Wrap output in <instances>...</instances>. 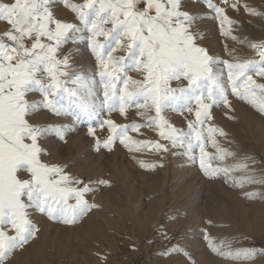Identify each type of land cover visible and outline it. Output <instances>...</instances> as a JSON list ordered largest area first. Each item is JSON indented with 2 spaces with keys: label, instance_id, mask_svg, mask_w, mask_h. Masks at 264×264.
I'll return each instance as SVG.
<instances>
[{
  "label": "snow or ice",
  "instance_id": "1",
  "mask_svg": "<svg viewBox=\"0 0 264 264\" xmlns=\"http://www.w3.org/2000/svg\"><path fill=\"white\" fill-rule=\"evenodd\" d=\"M59 2L75 14L78 23L56 16L58 0H0V22L6 25L0 33V264L38 231L30 219L31 212L70 225L90 210L84 195L92 189L88 185L78 187L83 181L73 180L63 166L43 162L46 153L40 142L49 135L64 141L66 133L81 122H87L89 134L94 135L92 123L97 121L100 127L106 124L111 133L103 147L110 149L117 138L124 143L130 128H118L110 119L100 121L105 111L124 115L132 107L154 109L155 117L144 126L155 125L160 137L169 140L172 147H186L190 159L196 158L194 151L199 149L200 167L210 179L223 176L226 183L236 187L264 184V180L252 175L231 179L232 172L247 171L249 157L232 167L212 168L211 160L205 159L208 141L219 154L211 159L223 161L231 154L214 139L219 129L209 126L204 135V125L211 119L210 107L228 105L229 85L233 95L264 114V84H257L252 75L264 78V44L250 45L257 51L259 61L230 63L214 58L198 45L203 36L191 31L197 20L206 17L184 11L182 0ZM203 2L215 13L213 18L220 21L222 33L230 35L233 22L225 9L212 0ZM245 10L259 15L247 5ZM225 23L229 26L227 32L223 31ZM67 44L77 46L75 51L81 44L90 50L96 61L91 75L86 70L70 75L74 54L73 50L62 54ZM118 52L123 55H116ZM220 64L227 69L226 81L224 68L215 67ZM129 71L139 73L142 80H133ZM172 81L180 86L170 87ZM37 94L38 99H30ZM209 100L211 105L206 103ZM194 104L196 120L189 123L187 133L162 118L168 110L192 113ZM45 110L57 117H68L73 124L30 123L31 116ZM198 126L200 131H194ZM130 127L138 130L140 126ZM155 147L168 151L159 144ZM259 195L248 193L246 198ZM70 199L75 204H69ZM10 231L15 235H9ZM210 247L226 259L254 260L264 256V250L255 248L222 252L223 245L211 242Z\"/></svg>",
  "mask_w": 264,
  "mask_h": 264
},
{
  "label": "rangeland",
  "instance_id": "2",
  "mask_svg": "<svg viewBox=\"0 0 264 264\" xmlns=\"http://www.w3.org/2000/svg\"><path fill=\"white\" fill-rule=\"evenodd\" d=\"M72 2L82 4L84 0ZM182 3L184 11L206 17L197 20L191 31L203 36L197 43L211 56L230 63L260 60L250 45L264 44V0H227V3L212 0L225 9V15L233 22L230 35L222 33L220 21L213 18L215 13L203 0H182ZM233 4L237 7L233 8ZM245 5L259 15L249 14ZM69 12L75 20L72 23H78L75 14ZM5 29L6 25L0 22V33ZM223 31H229L227 23ZM233 36L236 39H232ZM76 47L67 44L62 49V54L73 50V72L70 75L79 70H86L91 75L96 65L95 58L83 44L78 46L79 51H75ZM78 53L83 54V60L76 62L75 54ZM215 67L224 68L226 81V67L223 64ZM128 75L133 80H142L135 71H129ZM252 75L257 84H264V78ZM186 84L185 81L183 86ZM178 86L177 81L170 84L172 88ZM257 97H260L259 90ZM38 98V94L30 96V99ZM227 98V106L221 103L210 107L211 119L204 125V135H207L209 126L219 129L223 135L218 132L214 139L222 150L231 155L223 161L211 159L219 154L208 141L205 159L211 160L212 168H217L232 167L249 157L247 171H234L230 174L231 179L252 175L264 180V114L233 95L230 85ZM206 103L212 104L210 100ZM193 108L192 113L168 110L162 113V118L187 133L190 131L189 123L196 120L195 104ZM241 111L252 121L247 123ZM154 117V109L135 107L129 108L124 115L119 111L103 112L100 121L110 119L118 128H130L125 142L120 143L117 138L110 149L103 147L111 134L108 126L100 127L97 121L92 123L94 135L89 134L88 123L81 122L75 125L74 131L66 133L64 141L55 135L42 140L40 144L46 153L42 157L43 162L63 166L73 180L83 181L78 187L88 185L92 191L85 193L84 200L91 207L70 225L50 219L46 214L31 212L30 219L38 231L4 264H170L174 259L180 264H204L206 261L210 264H264V256L254 260L226 259L210 247L211 242L223 245L222 252L252 248L264 250V184L236 187L231 182L226 183L223 176L210 179L200 167L199 149L194 151L196 158L190 159L186 147H172L169 140L160 137L155 125L144 126ZM29 120L43 125L73 124L70 118L54 116L47 110L31 116ZM132 125L140 127L131 130ZM194 131H200L199 126ZM157 144L167 147L168 151L157 150ZM248 193L260 195L249 199L246 198ZM235 203L239 211H245L244 215L235 216L238 213L234 210ZM69 204H75V200L70 199ZM240 216H245V219ZM87 230L91 236L84 238L83 233ZM193 230L199 233L197 244L189 237ZM9 235L15 233L10 231ZM191 246H198V252ZM192 253L196 256L192 257Z\"/></svg>",
  "mask_w": 264,
  "mask_h": 264
},
{
  "label": "bare ground",
  "instance_id": "3",
  "mask_svg": "<svg viewBox=\"0 0 264 264\" xmlns=\"http://www.w3.org/2000/svg\"><path fill=\"white\" fill-rule=\"evenodd\" d=\"M76 2H78V1H76ZM79 3V2H78ZM54 12H55V14H56V16L58 17V18H60V19H62V20H67L68 22H74L73 21V18H72V16H71V13L69 12V10L67 9V8H65L64 6H62L60 3H59V0H58V3H57V5H56V7H55V9H54ZM72 48V47H71ZM75 60H76V62L78 61H80V59L81 60H83V54L82 53H78L77 55L75 54ZM75 64V63H74ZM80 68H81V66H80ZM74 70V69H73ZM77 70V69H76ZM80 71V70H79ZM79 71H77V72H79ZM73 72V71H72ZM76 72V71H75ZM236 111V110H235ZM240 114H242L243 115V119H245V121H247V123L248 122H251L252 121V119L247 115V114H245L243 111H241L240 112ZM254 121V120H253ZM221 137H219V139H220ZM217 140V139H216ZM184 148V147H183ZM184 168V167H183ZM181 169V168H180ZM184 170V169H183ZM180 172V171H179ZM200 173V172H199ZM183 174H184V172H183ZM193 174V173H192ZM201 174V173H200ZM183 178V177H182ZM198 180V179H197ZM185 183V182H184ZM191 183V182H190ZM193 185V184H192ZM194 189V188H193ZM193 198V197H192ZM188 199V198H187ZM236 199V198H235ZM189 200H191L190 199V197H189ZM222 200V199H221ZM234 201H236V200H234ZM182 202V201H181ZM189 202V201H188ZM193 202V201H192ZM187 204V203H186ZM198 206V205H197ZM238 208V209H237ZM183 209V208H182ZM239 206H237V203H235V208H234V210L236 211L237 210V214L235 215L236 217L238 216V215H244L245 213V211H239ZM187 210H188V208H187ZM190 210V209H189ZM234 214V213H233ZM241 217V216H240ZM245 219V216L243 217H241V219ZM191 219V218H190ZM185 222H187V221H185ZM190 222V221H189ZM228 223V222H227ZM226 223V224H227ZM232 223V222H231ZM238 223V222H237ZM191 224V223H190ZM187 225V224H186ZM188 226V225H187ZM92 228V227H91ZM90 228V229H91ZM187 228V227H186ZM194 228V227H193ZM192 228V229H193ZM89 229V228H88ZM225 229V228H224ZM46 230V229H45ZM206 230V229H205ZM230 230V229H229ZM233 230V229H232ZM48 231V230H47ZM196 231V230H195ZM224 231V230H223ZM191 232V231H190ZM193 233H191L190 234V239L193 241V243L194 244H197V243H195V242H197L196 241V239H197V235L199 234H197V233H195L194 232V230L192 231ZM207 232V231H206ZM211 232V231H210ZM48 233V232H47ZM208 234V233H207ZM213 234V233H212ZM212 234H210V235H212ZM204 235H206V233L204 234ZM228 235V234H227ZM235 235V234H234ZM91 235H90V232H88V230L87 231H85L84 233H83V237L84 238H89ZM207 236H209V235H207ZM206 236V237H207ZM229 236V235H228ZM232 237V236H231ZM189 239V240H190ZM188 240V239H187ZM226 240V239H225ZM187 242V241H186ZM189 242H191V241H189ZM181 243H183L182 241H181ZM220 243V242H219ZM193 244V245H194ZM190 245H192V244H190ZM218 245V244H217ZM204 246V245H203ZM192 247V246H191ZM200 247V246H199ZM193 248V247H192ZM223 248V247H222ZM194 250L196 249V251H197V249H198V246H197V248H196V246H195V248H193ZM200 249V248H199ZM224 249V248H223ZM195 251V252H196ZM201 251V250H200ZM229 251V250H228ZM231 251V250H230ZM193 252V251H192ZM198 252V251H197ZM196 252V253H197ZM226 252V251H225ZM232 252V251H231ZM194 253H192V255H193ZM198 254V253H197ZM191 256V255H190ZM196 255H193L192 257H195ZM175 260V259H174ZM174 260H173V262L171 261V263L170 264H180V263H178L179 261H177V262H174ZM178 260H180V259H178ZM202 264H203V262H202ZM204 264H210L208 261H206Z\"/></svg>",
  "mask_w": 264,
  "mask_h": 264
}]
</instances>
